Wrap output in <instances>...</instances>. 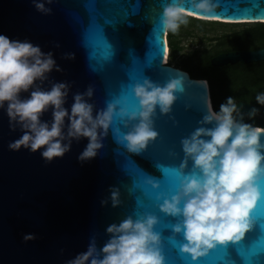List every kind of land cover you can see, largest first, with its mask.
Masks as SVG:
<instances>
[{"label":"water","instance_id":"water-1","mask_svg":"<svg viewBox=\"0 0 264 264\" xmlns=\"http://www.w3.org/2000/svg\"><path fill=\"white\" fill-rule=\"evenodd\" d=\"M128 3L135 4L136 11L119 18L124 8H131L120 0H106L105 4L100 0H53L46 5L51 8L48 15L37 12L32 0H0V34L10 40H28L39 45L43 52H52L60 71L53 70L49 81L70 85L66 108L71 105L74 93H83L90 86L93 95L89 102L94 108L103 109L106 103L119 101V106L131 112L138 108L132 94L135 83L145 78L161 85L173 78L184 83L183 90L176 93L171 113L162 116L157 110L154 118L157 138L138 155L128 153L119 142L127 129L119 117H114L94 158L83 163L77 160L87 143L81 139L73 141L63 157L45 163L39 151L30 153L23 147L15 152L8 150V143L17 139L20 131L10 129L6 115L0 110V264H65L84 251L91 238H95L99 248L108 238L105 228L109 224L119 223L129 215L135 219L144 213L158 218L155 230L162 235L166 264H193L190 257L179 253L182 236L176 238L175 247L167 239L174 221L159 211L158 204L162 201H157L156 196L174 194L178 179L176 173L165 176L157 165L175 170L179 167L183 158L180 140L197 127V121L209 110V89L204 80L191 78L185 70L164 64L167 43L160 24L161 13L165 4L175 0H128ZM214 4L211 17L218 19L201 18L187 0L183 7L188 17L201 21L264 24V19L256 16L258 9H252L251 16L244 15L245 9L251 8L246 0H214ZM92 15L97 16L96 21L112 48L111 58L102 67L98 65L101 50L96 51L93 59L90 49L82 44L83 30ZM103 16L117 18L105 23ZM158 35L161 44L156 40ZM67 53L73 58L66 59ZM263 60L264 49H259L221 53L212 57L209 64L222 67ZM42 86L47 88L50 84L45 81ZM234 103L243 118L254 117L247 115L254 105ZM42 118L50 119V112ZM261 141L264 142V134ZM148 176L157 178L158 189L153 190L145 183ZM112 187L119 190L120 205L101 206V200H107ZM260 191L258 202L264 203V181L260 183ZM257 231L258 220H253L242 241L246 242L249 235L255 237ZM27 233L35 238L22 239ZM220 247H226L231 258L243 264L235 252L236 245L230 242L209 250L195 264H224L218 252ZM254 264H264V254Z\"/></svg>","mask_w":264,"mask_h":264},{"label":"clouds","instance_id":"clouds-1","mask_svg":"<svg viewBox=\"0 0 264 264\" xmlns=\"http://www.w3.org/2000/svg\"><path fill=\"white\" fill-rule=\"evenodd\" d=\"M52 3L53 0H32L35 10L44 15L50 14L51 8L46 5ZM184 3L185 0H175L163 6L160 24L165 32L174 34L187 23ZM187 3L201 18L211 17L215 11L214 0ZM65 58L70 60L73 55L67 53ZM53 70L60 71L51 51L43 52L28 40H10L0 34V110L10 129L20 131L19 137L8 143V150L15 152L23 147L30 153L39 151L45 163L63 157L72 142L81 139L87 143L77 160H91L102 148L114 117H119L127 129L119 142L128 153L140 154L157 138V110L162 116L169 115L176 93L184 87L181 79H169L161 85L145 78L132 87L138 108L130 112L119 106V101L106 103L103 109L94 108L89 102L93 95L89 86L83 93H74L66 108L70 85L49 81ZM45 81L50 84L47 88L42 86ZM255 101L264 105V92L258 93ZM257 111L250 107L248 117ZM49 112L50 119H43ZM262 134L264 130L244 122L237 104L227 96L218 110H207L197 127L181 138L183 158L176 169V191L158 194L156 199L162 201L159 211L174 221L167 239L175 244L176 238L182 236L179 253L190 257L193 264L217 245L239 242L252 228L251 211L261 196L260 183L264 181ZM145 183L153 190L160 187L152 176ZM119 196L117 188H110L101 206L110 203L118 207ZM158 223L150 213L135 219L125 216L105 228L108 238L99 248L91 238L86 249L65 264H166L162 235L155 230ZM34 238L31 233L22 237Z\"/></svg>","mask_w":264,"mask_h":264},{"label":"trees","instance_id":"trees-1","mask_svg":"<svg viewBox=\"0 0 264 264\" xmlns=\"http://www.w3.org/2000/svg\"><path fill=\"white\" fill-rule=\"evenodd\" d=\"M187 19L200 21V22H209V21H201L198 19H194L192 17H186ZM211 23H218V22H211ZM224 24V23H220ZM190 24H185L184 26H188ZM178 32V31H177ZM176 33L166 32V43L168 48V57H167V64L169 66H173L175 68H180L188 72L191 78H197L206 80L208 79L207 85L209 89V98H210V105L213 111L218 110V107L215 106L213 103V93L219 89L220 81H222L221 86L222 88H226L228 96H235L236 98L241 99H248L250 102H255V96L258 93L264 92V60L255 63L251 67L249 65H242V69L240 73L239 71L235 70H227L221 71L218 68H213L209 64L210 57H205V63L200 67L205 66L207 69L213 71V78L208 77L205 72L200 73H193L190 71L189 67L186 66L183 62L176 63L174 60V54L177 50V42L175 37ZM178 35V33L176 34ZM234 39L229 41L228 43L222 39V42H226L227 44H235L238 46H260L264 47V24L262 23H255L244 27L240 33H235ZM195 55V53H192ZM191 56V54H190ZM188 56V57H190ZM185 59V61L188 59ZM215 84H217L215 86ZM247 90V92L243 91ZM240 91V92H238ZM236 92V95H235ZM233 98V97H232ZM255 107L258 109L257 112H261L264 110V105L256 104ZM264 118L263 116H260ZM246 120V118H243ZM246 123H250L258 128L264 129V121L258 120L257 118H252L251 120H247Z\"/></svg>","mask_w":264,"mask_h":264},{"label":"snow or ice","instance_id":"snow-or-ice-1","mask_svg":"<svg viewBox=\"0 0 264 264\" xmlns=\"http://www.w3.org/2000/svg\"><path fill=\"white\" fill-rule=\"evenodd\" d=\"M120 2L121 4H130L128 3V0H120ZM246 2H249L251 4V8L245 9L244 15L251 16L252 9H258V11L256 12V16L261 19H264V0H246ZM100 3L105 4L106 0H100ZM130 5L131 8L130 9L124 8V14L122 17L119 18H125L129 15L130 12L134 13L136 11L135 4H130ZM96 17L97 16L92 15L89 18V21L83 30L82 44L86 48L90 49V57L93 59H95L96 51L101 50L102 52L101 63L98 65L102 67L103 63L107 62L111 58L112 48L111 45L106 41L103 35L102 27L100 24L97 23ZM102 18L104 19L105 23H111L117 17L103 16ZM207 18L218 19L219 17H207ZM153 34H155V28L153 30ZM156 40L158 43L161 44L160 35L156 37ZM150 43H153V41H150ZM164 52H166V47L163 49L162 58ZM150 59L151 57L149 56V60ZM157 167L160 168V170L163 172L165 176L171 175L172 173H176L175 169L161 167L159 165H157ZM256 204L258 206L251 214L253 220H258V231L256 236L253 237L249 235L246 239V242L242 240L236 243L230 242L236 245L235 252L239 257L240 261L243 262V264H254V262L258 260L259 256L261 254H264V203H259L257 201ZM245 233L243 237H245ZM173 247H175V244H173ZM218 252L220 253L221 259H224V264H237L236 260H233L229 255L226 247H220L218 249Z\"/></svg>","mask_w":264,"mask_h":264},{"label":"rangeland","instance_id":"rangeland-1","mask_svg":"<svg viewBox=\"0 0 264 264\" xmlns=\"http://www.w3.org/2000/svg\"><path fill=\"white\" fill-rule=\"evenodd\" d=\"M186 24H190L188 26H184L182 24L178 32V35L175 34L174 38L177 42V50L174 54V60L176 63L180 62L186 64L189 67L190 71L193 73L205 72L208 77H212L213 71L207 69L205 66L200 67L205 63V53L207 52V47L209 46L208 41L211 39H219L220 36L231 32L232 30H238L244 27H247L252 24H220V23H211V22H200L187 19ZM182 53V54H181ZM192 53H195L192 54ZM191 54V56H190ZM190 56V57H188ZM188 59L185 61V59ZM201 64V65H200ZM242 73L241 71H239ZM213 78V77H212ZM222 81H220L219 89H217L213 93V103L216 107L225 100V97L228 96L226 88H222ZM217 84H215L216 86ZM264 110L261 112H257L253 118H257L258 120L264 121ZM247 119L244 122H247Z\"/></svg>","mask_w":264,"mask_h":264},{"label":"flooded vegetation","instance_id":"flooded-vegetation-1","mask_svg":"<svg viewBox=\"0 0 264 264\" xmlns=\"http://www.w3.org/2000/svg\"><path fill=\"white\" fill-rule=\"evenodd\" d=\"M241 30H243V28L238 29V30H232L231 32H228L227 34L220 36L219 39H211L210 41H208L207 43H209V46L207 47V52L205 53L204 56L212 58V57H214L218 54H221V53L264 49V47H260V46H253V47L246 46L245 47V46H238L235 44H227L229 41H232L234 39L235 33H240ZM222 39L224 41H226L227 43L222 42ZM254 64L255 63H248V64L235 63V64H228V65H225L222 67H213V68H218L221 71L222 70L223 71H227V70L241 71L242 65H249L251 67ZM194 79H197V78H194ZM205 79H206L205 81H206V85H207L208 79L207 78H205ZM243 91L247 92V90H243ZM238 92H240V91H238ZM235 95H236V92H235ZM232 97H233L234 102L235 101H242V102L250 103L254 106L256 103V101L250 102V100L245 99V97H244V99L236 98L235 96H232Z\"/></svg>","mask_w":264,"mask_h":264},{"label":"bare ground","instance_id":"bare-ground-1","mask_svg":"<svg viewBox=\"0 0 264 264\" xmlns=\"http://www.w3.org/2000/svg\"><path fill=\"white\" fill-rule=\"evenodd\" d=\"M167 57H168V49H167V52H166V54H165L164 61L167 60ZM205 84H206V82H205ZM207 107H208V109H211V110H212L211 105H210V99H208ZM212 111H213V110H212Z\"/></svg>","mask_w":264,"mask_h":264},{"label":"built area","instance_id":"built-area-1","mask_svg":"<svg viewBox=\"0 0 264 264\" xmlns=\"http://www.w3.org/2000/svg\"><path fill=\"white\" fill-rule=\"evenodd\" d=\"M165 63V62H164Z\"/></svg>","mask_w":264,"mask_h":264}]
</instances>
